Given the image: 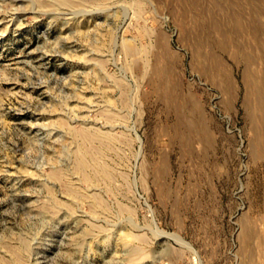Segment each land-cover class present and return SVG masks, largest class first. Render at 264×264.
<instances>
[{
  "label": "rangeland",
  "instance_id": "374dc122",
  "mask_svg": "<svg viewBox=\"0 0 264 264\" xmlns=\"http://www.w3.org/2000/svg\"><path fill=\"white\" fill-rule=\"evenodd\" d=\"M0 264H264V0H0Z\"/></svg>",
  "mask_w": 264,
  "mask_h": 264
},
{
  "label": "bare ground",
  "instance_id": "6f19581e",
  "mask_svg": "<svg viewBox=\"0 0 264 264\" xmlns=\"http://www.w3.org/2000/svg\"><path fill=\"white\" fill-rule=\"evenodd\" d=\"M125 47V46H124ZM80 167H83V166H85L84 165V163L83 162H80V165H79Z\"/></svg>",
  "mask_w": 264,
  "mask_h": 264
}]
</instances>
